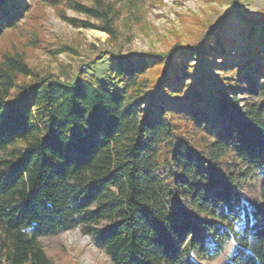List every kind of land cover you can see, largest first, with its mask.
<instances>
[{
    "label": "trees",
    "instance_id": "1",
    "mask_svg": "<svg viewBox=\"0 0 264 264\" xmlns=\"http://www.w3.org/2000/svg\"><path fill=\"white\" fill-rule=\"evenodd\" d=\"M90 1L0 0V37L38 3L114 36L124 0ZM239 18L236 38L224 19L191 45L110 52L103 79L2 53L0 264H54L41 239L80 226L115 264H264V15Z\"/></svg>",
    "mask_w": 264,
    "mask_h": 264
},
{
    "label": "rangeland",
    "instance_id": "2",
    "mask_svg": "<svg viewBox=\"0 0 264 264\" xmlns=\"http://www.w3.org/2000/svg\"><path fill=\"white\" fill-rule=\"evenodd\" d=\"M81 1L91 4L90 0ZM117 5L122 11L116 34L112 36L99 28L72 26L60 16L63 5L34 4L15 29L0 37V56L6 50H20L31 67L60 80L74 82L78 67L87 68L88 74L96 73L103 79L108 73L110 52L161 53L177 42L191 45L224 19L230 22L232 36L236 38L235 25L242 22L240 13L251 18L264 15V0H124ZM65 12L69 17L99 25V21L83 13L69 9ZM32 39L39 41L38 44L32 43ZM61 45L70 50L56 54ZM101 55H105L104 60H97ZM41 242L54 264H115L82 226L43 237ZM223 261L224 257L201 262L221 264Z\"/></svg>",
    "mask_w": 264,
    "mask_h": 264
},
{
    "label": "clouds",
    "instance_id": "3",
    "mask_svg": "<svg viewBox=\"0 0 264 264\" xmlns=\"http://www.w3.org/2000/svg\"><path fill=\"white\" fill-rule=\"evenodd\" d=\"M232 243L234 244L235 242L233 241ZM229 255H231V252L229 253Z\"/></svg>",
    "mask_w": 264,
    "mask_h": 264
}]
</instances>
